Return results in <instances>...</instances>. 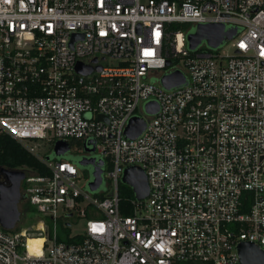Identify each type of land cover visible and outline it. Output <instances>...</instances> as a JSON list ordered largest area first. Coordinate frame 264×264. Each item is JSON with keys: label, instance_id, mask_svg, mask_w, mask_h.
Masks as SVG:
<instances>
[{"label": "built area", "instance_id": "1", "mask_svg": "<svg viewBox=\"0 0 264 264\" xmlns=\"http://www.w3.org/2000/svg\"><path fill=\"white\" fill-rule=\"evenodd\" d=\"M178 24L236 29L232 53L190 50L193 32ZM176 71L185 83L164 88ZM134 117L146 128L129 139ZM5 137L49 174L26 171L22 202L43 219L32 231L0 226V264H240V242L264 251V0H0ZM59 141L81 153L94 143L107 191L41 153ZM132 166L149 195L125 216Z\"/></svg>", "mask_w": 264, "mask_h": 264}, {"label": "water", "instance_id": "2", "mask_svg": "<svg viewBox=\"0 0 264 264\" xmlns=\"http://www.w3.org/2000/svg\"><path fill=\"white\" fill-rule=\"evenodd\" d=\"M236 35V29L225 30L224 25L209 24L197 25L195 32L187 37L190 50H195L202 43L208 49L214 50L219 48L223 43L232 40ZM170 61L167 66H170ZM100 69V68H98ZM78 71L84 74L91 73V69L85 68L81 63L78 65ZM185 76L182 72L176 71L162 78L161 84L166 89H173L185 83ZM149 114L158 112V105L150 102L146 106ZM146 128V120L141 117L131 119L125 130V135L129 139L139 137ZM94 143H89L86 148L87 152H94ZM53 152L56 158H62L70 152V145L66 142L59 141L55 144ZM80 167L92 166L93 179L88 184L90 192H97L103 184V166L104 161L94 158H83L78 162ZM3 180H0V226L7 230H13L22 218L20 204L23 200L22 182L27 178L28 173L19 169H0ZM122 183L132 188L137 200H144L149 195V183L145 172L140 167H129L125 170ZM237 254L240 264H264V251L259 247L248 243L240 242L237 245Z\"/></svg>", "mask_w": 264, "mask_h": 264}, {"label": "trees", "instance_id": "3", "mask_svg": "<svg viewBox=\"0 0 264 264\" xmlns=\"http://www.w3.org/2000/svg\"><path fill=\"white\" fill-rule=\"evenodd\" d=\"M185 25L186 24H182V25L178 24L176 26L178 28H182ZM49 155L48 158L50 159ZM50 160L66 161L62 158H56V157ZM69 162H72L75 166L81 168L78 165L77 161L70 160ZM3 168L30 171L38 175L49 174V171L46 168V166L36 156L29 153L26 149H24L22 145H20L18 142H16L15 140L9 137L3 138L0 143V169ZM109 168H111V165ZM119 197H120L121 213L125 216L131 215L132 202L135 200V194L132 188L121 183L119 187ZM61 232H64L65 234H69V230L67 229H61ZM59 240H63L62 235H60Z\"/></svg>", "mask_w": 264, "mask_h": 264}, {"label": "rangeland", "instance_id": "4", "mask_svg": "<svg viewBox=\"0 0 264 264\" xmlns=\"http://www.w3.org/2000/svg\"><path fill=\"white\" fill-rule=\"evenodd\" d=\"M179 29L182 30L183 32H185L187 29H190L192 32H195V27L191 26L190 24H187L184 27L179 28ZM220 51L222 55L229 56L232 53L231 43L230 42L223 43L220 46ZM39 143H45V142H39ZM71 144H72L71 152L67 153L64 157H62V159L66 161L75 160L74 158L83 156L81 154V150L83 148L80 146V144L77 141H72ZM41 153H43L44 155H46V153L50 154L49 155L50 159L55 158L52 146H49L48 144H43V146L41 147ZM79 170L81 171V175H82V178L79 184L81 187H85L88 189L89 188L88 184L93 179V167L92 166L81 167L79 168ZM107 188H108L107 183L106 181H104L99 191L100 192L107 191ZM20 210L23 215L18 224L19 226L23 227L24 229H29L32 231L33 227H36V225L41 223L43 219L42 215L37 212L35 207L31 205L24 206V203H21ZM60 231H61V228H60Z\"/></svg>", "mask_w": 264, "mask_h": 264}, {"label": "bare ground", "instance_id": "5", "mask_svg": "<svg viewBox=\"0 0 264 264\" xmlns=\"http://www.w3.org/2000/svg\"><path fill=\"white\" fill-rule=\"evenodd\" d=\"M29 243V251L31 253L38 252L40 253L42 240L40 238L30 239Z\"/></svg>", "mask_w": 264, "mask_h": 264}, {"label": "flooded vegetation", "instance_id": "6", "mask_svg": "<svg viewBox=\"0 0 264 264\" xmlns=\"http://www.w3.org/2000/svg\"><path fill=\"white\" fill-rule=\"evenodd\" d=\"M83 156L82 157H78V158H74L75 160L74 161H77V162H79L80 160H82L83 158H89V159H92V158H94V159H96V160H98V157H97V155H96V153H94V152H87L86 150L83 152V153H81ZM0 180L2 181L3 180V176H2V174H0ZM22 203H24V206L25 205H27V203L24 201V202H22Z\"/></svg>", "mask_w": 264, "mask_h": 264}]
</instances>
